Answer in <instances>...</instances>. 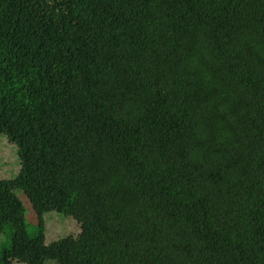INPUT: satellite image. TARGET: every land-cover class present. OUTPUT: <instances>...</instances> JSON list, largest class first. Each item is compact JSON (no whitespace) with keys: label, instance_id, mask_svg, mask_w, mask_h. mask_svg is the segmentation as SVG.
<instances>
[{"label":"trees","instance_id":"16d2710c","mask_svg":"<svg viewBox=\"0 0 264 264\" xmlns=\"http://www.w3.org/2000/svg\"><path fill=\"white\" fill-rule=\"evenodd\" d=\"M50 216L78 234L46 245ZM0 241V264H264V0H0Z\"/></svg>","mask_w":264,"mask_h":264},{"label":"rangeland","instance_id":"374dc122","mask_svg":"<svg viewBox=\"0 0 264 264\" xmlns=\"http://www.w3.org/2000/svg\"><path fill=\"white\" fill-rule=\"evenodd\" d=\"M8 145V144H7ZM10 146L7 148V150L10 151L11 156L13 158V150L9 149ZM25 207V223H26V229L27 233L30 237H35L37 234V224L35 222V219L32 217L31 209L28 207L24 202ZM58 217L50 216L47 218V221L45 222V230H44V242L46 245L58 240L59 238H62L63 236H71L78 234V229L76 225L71 221L66 222H57ZM1 241H4V238L1 239ZM0 241V244H1Z\"/></svg>","mask_w":264,"mask_h":264}]
</instances>
